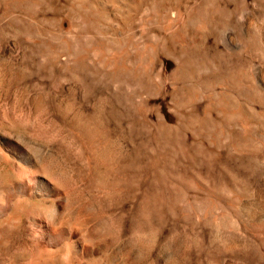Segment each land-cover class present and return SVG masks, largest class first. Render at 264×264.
I'll return each mask as SVG.
<instances>
[{"label":"rangeland","instance_id":"1","mask_svg":"<svg viewBox=\"0 0 264 264\" xmlns=\"http://www.w3.org/2000/svg\"><path fill=\"white\" fill-rule=\"evenodd\" d=\"M0 2L1 147L61 173L30 238L56 226L80 264H264V0Z\"/></svg>","mask_w":264,"mask_h":264},{"label":"bare ground","instance_id":"2","mask_svg":"<svg viewBox=\"0 0 264 264\" xmlns=\"http://www.w3.org/2000/svg\"><path fill=\"white\" fill-rule=\"evenodd\" d=\"M4 1L7 7H10L11 5L14 4H19V3L24 4V2H29L33 4V6L34 5L36 6L38 5L40 0H4ZM66 48H67L66 50H68V53L72 50L70 44H68ZM67 57H68L67 62L71 61L72 59L71 56H67ZM124 57L123 55H120L119 57L117 56L115 60H113L115 70L116 69L120 70L121 68H123V66L125 65L124 62L126 60V58ZM78 58L80 59L79 56ZM85 122H83V124H85ZM83 126L81 128V131L76 132V134L82 136L81 138L86 137L87 140L92 135H96V133L99 131V129H97L96 127L95 128L97 130L95 131L93 127L90 126L88 127V125H86L87 128L89 129L88 130L87 128H85L86 126L85 127ZM231 144L234 143L232 142ZM234 150H237L235 146H234ZM14 160L18 161L19 164L20 163L24 164V167H26L25 170H27V172H29V174L32 176L31 186L29 188H27L20 174L13 173L14 171H9V169L5 167L10 163V161L14 162ZM39 160L40 158L37 159V155L34 152H30V151L27 155L23 154V156H19V157L10 155L8 152L2 149L1 141H0V163L4 165L3 168L4 171L0 174V252L3 253L6 258L4 259L5 263L4 262L3 263L4 264H46L49 261L54 260L59 264H74L75 261L80 264V262H82L81 260L82 257L79 255L78 246L72 245L67 249H62V250L60 249L63 247L64 242L65 243H67V241L69 242V239L71 238L65 231L58 230L55 226L54 230L57 232H55V234H52L51 242H50L51 245L50 247H47L41 244L39 241H35L33 238H30L25 230V219L28 217L30 218L32 214H36V213L38 214V212L45 213L48 217L49 222L52 225H56L57 223L56 220L54 221L56 209L54 207L53 201L51 200V203L45 206L43 204L42 205L40 204L39 198L42 197L51 198L53 187L49 180L55 179V177L57 176L59 177L61 173L57 176L53 175L54 171L57 172L56 169L53 170L54 168L50 169V167L47 166L41 167L39 164ZM50 164L52 165V163ZM56 179L58 180L59 183L60 178L59 179L56 178ZM230 187L231 188L228 189L229 190L228 195L234 196L237 193L236 185L233 184L230 185ZM219 193L215 197L216 208L213 216L214 223L217 226H219L220 223L223 222L226 218L232 219V215L229 212H225L221 209V202H223L224 199L220 195L221 193L220 194ZM235 196L239 200L242 199L239 198L237 195ZM230 200L232 201L233 199L229 197L228 200H225L226 204L234 205L238 213L239 211L238 202L234 204L232 202H229ZM58 228H60V226ZM63 239L64 242L62 241L63 243L60 244V241ZM91 260H92V264L101 263L99 262V258L97 256H93Z\"/></svg>","mask_w":264,"mask_h":264}]
</instances>
